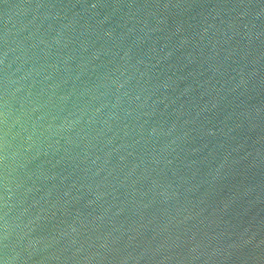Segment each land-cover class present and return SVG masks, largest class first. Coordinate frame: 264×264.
<instances>
[{
  "label": "water",
  "instance_id": "95a60500",
  "mask_svg": "<svg viewBox=\"0 0 264 264\" xmlns=\"http://www.w3.org/2000/svg\"><path fill=\"white\" fill-rule=\"evenodd\" d=\"M0 264H264V0H0Z\"/></svg>",
  "mask_w": 264,
  "mask_h": 264
}]
</instances>
